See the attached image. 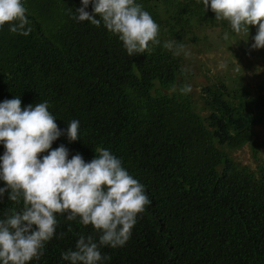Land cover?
Masks as SVG:
<instances>
[{
  "label": "trees",
  "instance_id": "trees-1",
  "mask_svg": "<svg viewBox=\"0 0 264 264\" xmlns=\"http://www.w3.org/2000/svg\"><path fill=\"white\" fill-rule=\"evenodd\" d=\"M22 3L30 34L0 27V102L46 101L62 130L78 120L79 140L65 131L48 151L63 145L69 159L89 162L97 147L108 149L151 200L124 246L101 249L111 257L104 264H264V159L254 141L264 127V80L229 77L198 58L238 36L228 23L202 0H136L159 25L160 44L129 56L103 24L74 18L81 0ZM256 32L240 35L252 44ZM169 40L184 45L179 55L164 48ZM186 85L192 90L182 93ZM244 147L250 162L236 157ZM10 208L5 194L0 219ZM57 219L30 264H67L61 253L93 234L79 218Z\"/></svg>",
  "mask_w": 264,
  "mask_h": 264
},
{
  "label": "clouds",
  "instance_id": "clouds-1",
  "mask_svg": "<svg viewBox=\"0 0 264 264\" xmlns=\"http://www.w3.org/2000/svg\"><path fill=\"white\" fill-rule=\"evenodd\" d=\"M92 12L86 11L89 4ZM210 6L217 21H226L233 33L248 37L249 26L256 27L251 48H264V0H202ZM22 0H0V27L27 36L32 29ZM75 19L103 27L118 37L129 56L143 53L149 44L158 45L159 25L136 0H81ZM99 17V19L97 18ZM223 39H229L228 32ZM247 38L245 39V41ZM179 55L184 45L174 40L164 43ZM221 68L226 67L221 63ZM191 86L180 89L191 92ZM66 131L70 142L79 140L80 122L72 120L66 130L59 129L48 103L21 108L14 97L0 102V198L7 194L15 205L0 219V264H30L43 255V249L58 227L57 216L91 226L93 234L81 235L75 250L61 253L67 264H104L111 257L103 247L119 248L129 240L138 214L150 206L146 189L122 166L108 149L97 147L94 158L86 162L77 153L68 158L65 146L54 150L53 141ZM48 152L40 158L39 154ZM71 231V225L68 227ZM95 234H98L95 235Z\"/></svg>",
  "mask_w": 264,
  "mask_h": 264
},
{
  "label": "rangeland",
  "instance_id": "rangeland-1",
  "mask_svg": "<svg viewBox=\"0 0 264 264\" xmlns=\"http://www.w3.org/2000/svg\"><path fill=\"white\" fill-rule=\"evenodd\" d=\"M251 45L248 40L245 41L244 36L238 35L227 43H220L219 46L198 58L210 69L214 66V69L226 70L229 77L235 78L238 75L245 82L264 80V56L251 48ZM221 63H224L226 67L221 68ZM254 132V141L260 147L259 156L264 159V127H256ZM236 157L250 162L247 147L237 152Z\"/></svg>",
  "mask_w": 264,
  "mask_h": 264
}]
</instances>
